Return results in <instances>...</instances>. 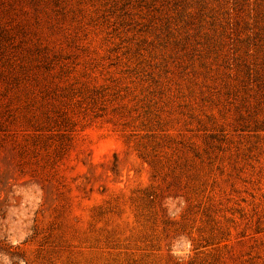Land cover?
I'll return each mask as SVG.
<instances>
[{"label": "rangeland", "instance_id": "374dc122", "mask_svg": "<svg viewBox=\"0 0 264 264\" xmlns=\"http://www.w3.org/2000/svg\"><path fill=\"white\" fill-rule=\"evenodd\" d=\"M0 264H264V0H0Z\"/></svg>", "mask_w": 264, "mask_h": 264}]
</instances>
